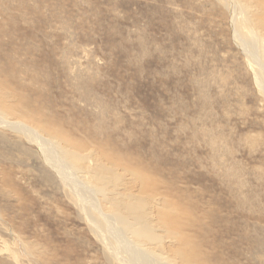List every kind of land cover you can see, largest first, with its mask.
Masks as SVG:
<instances>
[{"label":"rangeland","instance_id":"rangeland-1","mask_svg":"<svg viewBox=\"0 0 264 264\" xmlns=\"http://www.w3.org/2000/svg\"><path fill=\"white\" fill-rule=\"evenodd\" d=\"M238 39L264 66V0H0V119L152 264H264V89ZM25 136L0 125V264H120Z\"/></svg>","mask_w":264,"mask_h":264},{"label":"bare ground","instance_id":"bare-ground-1","mask_svg":"<svg viewBox=\"0 0 264 264\" xmlns=\"http://www.w3.org/2000/svg\"><path fill=\"white\" fill-rule=\"evenodd\" d=\"M244 42L246 41L243 39L240 40L241 48L243 52L247 54L249 63H252L260 70L257 75L256 83L263 86L262 89H264V66L259 62L256 50L253 47V41H249V45L248 43ZM0 125L10 126L16 131L25 134L41 152L45 163L70 188L72 195L78 200V202L81 205L89 204L92 209L95 208L97 210V212L103 218V221L106 223L108 233L116 240V243L118 245L117 248H114L115 246L111 247V245H109L108 249L110 250L111 256H114L120 264H152L151 258H149L147 254L144 255L143 253H141L129 240H126L124 238V235H122V233L120 232L119 228L114 225L115 223H113L108 216L99 211V206L94 197L91 195V192L88 191L86 189L87 187H85L80 181L76 179L75 174L67 171L66 165H61V161L58 159L57 155L55 153H52L53 148L50 146L51 144H49V142H46L41 135L24 124L8 123L0 119Z\"/></svg>","mask_w":264,"mask_h":264}]
</instances>
